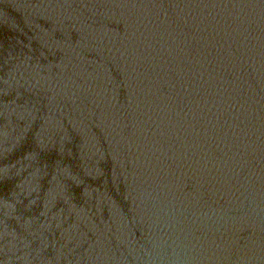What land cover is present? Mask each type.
Instances as JSON below:
<instances>
[{
	"label": "water",
	"instance_id": "obj_1",
	"mask_svg": "<svg viewBox=\"0 0 264 264\" xmlns=\"http://www.w3.org/2000/svg\"><path fill=\"white\" fill-rule=\"evenodd\" d=\"M0 264H264V0H0Z\"/></svg>",
	"mask_w": 264,
	"mask_h": 264
}]
</instances>
